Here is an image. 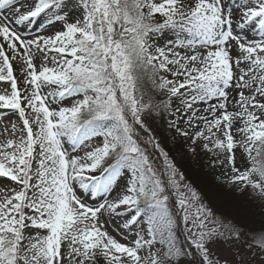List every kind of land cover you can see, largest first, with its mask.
<instances>
[{
	"label": "snow or ice",
	"instance_id": "obj_1",
	"mask_svg": "<svg viewBox=\"0 0 264 264\" xmlns=\"http://www.w3.org/2000/svg\"><path fill=\"white\" fill-rule=\"evenodd\" d=\"M264 0H0V264H264Z\"/></svg>",
	"mask_w": 264,
	"mask_h": 264
},
{
	"label": "rangeland",
	"instance_id": "obj_2",
	"mask_svg": "<svg viewBox=\"0 0 264 264\" xmlns=\"http://www.w3.org/2000/svg\"><path fill=\"white\" fill-rule=\"evenodd\" d=\"M235 196L245 204L249 202L255 206L257 209L255 213L253 206L248 207L250 209L249 217L253 219L252 227L258 230L261 224H264V201H261L258 197H256V195L251 190L247 193L237 191Z\"/></svg>",
	"mask_w": 264,
	"mask_h": 264
},
{
	"label": "trees",
	"instance_id": "obj_3",
	"mask_svg": "<svg viewBox=\"0 0 264 264\" xmlns=\"http://www.w3.org/2000/svg\"><path fill=\"white\" fill-rule=\"evenodd\" d=\"M246 206H247V207H249V206H253V207H254V213H255L256 210H257V209L255 208V206H254L252 203L247 202V203H246Z\"/></svg>",
	"mask_w": 264,
	"mask_h": 264
}]
</instances>
